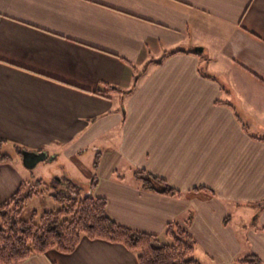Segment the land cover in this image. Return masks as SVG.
<instances>
[{
    "label": "crops",
    "instance_id": "0c3cea01",
    "mask_svg": "<svg viewBox=\"0 0 264 264\" xmlns=\"http://www.w3.org/2000/svg\"><path fill=\"white\" fill-rule=\"evenodd\" d=\"M0 139L75 162L93 146L86 183L114 220L165 242L180 222L201 264H264V0H0ZM135 169L182 195L142 189ZM31 177L1 163L0 203ZM19 264L138 260L83 236Z\"/></svg>",
    "mask_w": 264,
    "mask_h": 264
},
{
    "label": "trees",
    "instance_id": "16d2710c",
    "mask_svg": "<svg viewBox=\"0 0 264 264\" xmlns=\"http://www.w3.org/2000/svg\"><path fill=\"white\" fill-rule=\"evenodd\" d=\"M136 79L138 81L139 77ZM131 92L104 83L95 93L106 97L118 94L123 99ZM9 147L21 156L24 150L42 152L0 139V164L15 161L8 152ZM98 163L97 158L95 168ZM115 174L119 179L125 178L117 171ZM132 176L142 189L171 196L182 195V191L166 179L145 169H135ZM42 183L41 179L35 184L25 181L8 201L0 203V264H19L33 254H45L50 249L71 253L83 236L123 244L136 255L138 264H201L194 256L197 240L180 222L167 224L166 235L171 240L165 242L156 234L117 222L107 211L105 197L95 196L91 190H78L75 186H71L70 190L65 188L64 192L53 189L50 196L56 207L45 206L44 210L39 211L31 206V202L45 196L38 188ZM95 183H91L92 188ZM195 190L209 191L205 187ZM240 261L244 264H262L261 258L255 254H247Z\"/></svg>",
    "mask_w": 264,
    "mask_h": 264
},
{
    "label": "rangeland",
    "instance_id": "374dc122",
    "mask_svg": "<svg viewBox=\"0 0 264 264\" xmlns=\"http://www.w3.org/2000/svg\"><path fill=\"white\" fill-rule=\"evenodd\" d=\"M8 152L15 156L17 165L24 168L29 176H32L28 180L29 183L35 184L38 179L42 180L43 183L38 188L44 192L45 196L35 198L31 202V206L39 211L44 210L45 206L56 207L50 196L54 189L51 185L56 184V181H54L55 176H64L70 185L69 189H72L71 186H75L76 189L81 190L82 187L76 181L86 182L88 180L87 172L94 169V164L99 153L93 146H90L82 152L76 162L67 158L62 153L56 157L50 154L46 159L39 161L34 168L28 169L24 165L22 157H20L21 155L19 156L14 152L13 148L9 147Z\"/></svg>",
    "mask_w": 264,
    "mask_h": 264
},
{
    "label": "water",
    "instance_id": "95a60500",
    "mask_svg": "<svg viewBox=\"0 0 264 264\" xmlns=\"http://www.w3.org/2000/svg\"><path fill=\"white\" fill-rule=\"evenodd\" d=\"M48 157V154L46 152H36V151H22V159L24 162V165L28 169H32L36 166V164L44 160ZM54 181H56V184H52L51 186L54 189H57L59 187V184L63 182V179L61 176H55ZM77 184H79L86 192H90L91 190V184L81 181H76ZM62 192L65 191V188L61 190Z\"/></svg>",
    "mask_w": 264,
    "mask_h": 264
},
{
    "label": "flooded vegetation",
    "instance_id": "af4514ba",
    "mask_svg": "<svg viewBox=\"0 0 264 264\" xmlns=\"http://www.w3.org/2000/svg\"><path fill=\"white\" fill-rule=\"evenodd\" d=\"M62 179H63V182L59 184V187L57 188V190H62L64 188H66V190H70L68 188L70 185L68 184L67 179L64 176H62Z\"/></svg>",
    "mask_w": 264,
    "mask_h": 264
}]
</instances>
